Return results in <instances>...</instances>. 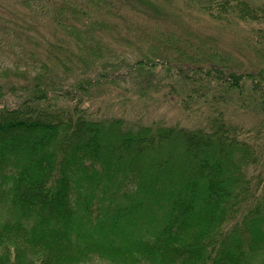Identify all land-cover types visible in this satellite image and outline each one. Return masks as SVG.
<instances>
[{"label":"trees","instance_id":"obj_1","mask_svg":"<svg viewBox=\"0 0 264 264\" xmlns=\"http://www.w3.org/2000/svg\"><path fill=\"white\" fill-rule=\"evenodd\" d=\"M16 1L51 39L30 52L39 59L20 50L0 63V264H264V0H177L253 22L242 32L252 70L162 24L159 0ZM121 48L141 54L127 72L162 65L188 83V113L218 88L205 123L93 116L77 94L125 74ZM3 82L18 86L14 104ZM241 92L261 106L254 126L217 105Z\"/></svg>","mask_w":264,"mask_h":264},{"label":"rangeland","instance_id":"obj_2","mask_svg":"<svg viewBox=\"0 0 264 264\" xmlns=\"http://www.w3.org/2000/svg\"><path fill=\"white\" fill-rule=\"evenodd\" d=\"M159 2L168 14L162 19V24L188 31L219 51L229 53L241 70H252L259 65L258 58L242 42V32L249 29L253 22L227 19L218 23L196 6L177 0ZM24 12L25 8L20 7L16 0H0V63L3 66L14 63L15 56L11 55L13 51L24 50L29 56L39 59L30 52L43 54L47 41L51 39V29L44 20L32 19ZM115 54L121 57L118 59L120 64L115 65V68L125 74L113 82L101 80L102 82L89 89L87 96L77 94L82 100L88 97L84 106H87L93 116L120 117L132 124L161 121L170 125L197 127L205 123L204 112H210L208 104L213 103L220 95L218 88H213L200 99V105L196 107L201 110L188 113L180 105V100L191 88L188 83L175 78L173 71L165 70L162 65H158L150 75L127 72V65L141 54L133 48H121ZM4 84V101L14 104L22 94L18 86L12 88L8 83ZM203 99L207 101L202 103ZM217 105L223 109L225 118L230 123L251 127L262 117L261 106L256 107L257 104L246 93L241 92L239 96L226 94L223 103Z\"/></svg>","mask_w":264,"mask_h":264}]
</instances>
